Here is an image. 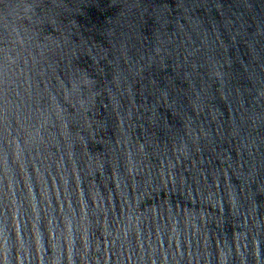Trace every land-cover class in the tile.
I'll return each mask as SVG.
<instances>
[{
  "label": "clouds",
  "instance_id": "1",
  "mask_svg": "<svg viewBox=\"0 0 264 264\" xmlns=\"http://www.w3.org/2000/svg\"><path fill=\"white\" fill-rule=\"evenodd\" d=\"M0 264H264V0H0Z\"/></svg>",
  "mask_w": 264,
  "mask_h": 264
}]
</instances>
